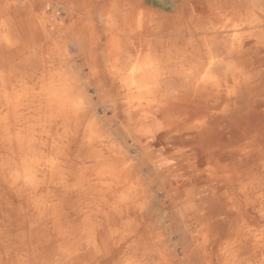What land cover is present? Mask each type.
Here are the masks:
<instances>
[{
    "label": "bare ground",
    "instance_id": "1",
    "mask_svg": "<svg viewBox=\"0 0 264 264\" xmlns=\"http://www.w3.org/2000/svg\"><path fill=\"white\" fill-rule=\"evenodd\" d=\"M147 1L0 0V264H264V0Z\"/></svg>",
    "mask_w": 264,
    "mask_h": 264
},
{
    "label": "crops",
    "instance_id": "2",
    "mask_svg": "<svg viewBox=\"0 0 264 264\" xmlns=\"http://www.w3.org/2000/svg\"><path fill=\"white\" fill-rule=\"evenodd\" d=\"M198 1V2H197ZM209 0H179V4L175 7L169 6H161L160 0H155L152 4L150 1H147L146 4L148 6L147 9L151 12L158 13L162 15V19H166V22H174L182 23L183 21V14L186 16H194L199 14H209L210 7H209ZM160 4V5H157ZM185 5V6H183ZM224 7H219V9Z\"/></svg>",
    "mask_w": 264,
    "mask_h": 264
},
{
    "label": "rangeland",
    "instance_id": "3",
    "mask_svg": "<svg viewBox=\"0 0 264 264\" xmlns=\"http://www.w3.org/2000/svg\"><path fill=\"white\" fill-rule=\"evenodd\" d=\"M55 1H56V3H57V0H55ZM58 4H59V3H58ZM54 5H55V8H58L57 5H56L55 3H54ZM165 5H166V4H165ZM165 5H162V3H161V6H165ZM166 6L171 7L172 5H166ZM55 8H52V7H51L48 11L51 12V11L54 10ZM58 9H59V8H58ZM60 11H61V9H60ZM223 16H224V18H229L230 14H229V13H224ZM223 16H222V17H223ZM76 18H77V17H73V18H72L73 21H74V19H76ZM213 20H215L216 22H219L218 20H221V19H220V18H217V17L214 16V19H213ZM213 23L215 24L214 21H213ZM105 41L107 42V40H105ZM105 41L103 42L104 44H106ZM104 44H103V45H104ZM103 45H102V47H103L104 49H106V48L108 47V46H107L108 43H107V45H104V46H103Z\"/></svg>",
    "mask_w": 264,
    "mask_h": 264
},
{
    "label": "clouds",
    "instance_id": "4",
    "mask_svg": "<svg viewBox=\"0 0 264 264\" xmlns=\"http://www.w3.org/2000/svg\"><path fill=\"white\" fill-rule=\"evenodd\" d=\"M78 104H80V105H82L83 104V101L82 100H79V99H77V101H76Z\"/></svg>",
    "mask_w": 264,
    "mask_h": 264
}]
</instances>
